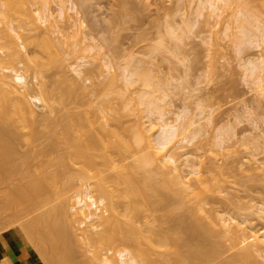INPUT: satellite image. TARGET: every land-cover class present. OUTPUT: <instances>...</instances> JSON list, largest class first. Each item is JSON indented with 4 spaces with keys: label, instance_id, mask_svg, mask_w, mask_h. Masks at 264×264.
<instances>
[{
    "label": "rangeland",
    "instance_id": "obj_1",
    "mask_svg": "<svg viewBox=\"0 0 264 264\" xmlns=\"http://www.w3.org/2000/svg\"><path fill=\"white\" fill-rule=\"evenodd\" d=\"M6 1H11L14 5L19 4V0ZM26 1L32 19L38 16V11L41 8L51 9L52 16L55 17L53 24L55 27H52L51 30L48 27V22L40 21L41 26L30 32L37 36L35 38L36 41L33 38L34 35L32 36L34 41L32 40L31 42L23 38V41L27 45L28 56L31 58L29 68L25 66L23 61L15 64L8 62L4 65L10 70V73H13L11 71L13 69H19L22 73H26L31 85L38 83L37 86L34 84L35 93H40V82H44L52 93L50 92V96H47L49 101L47 103L48 105L45 106L43 102L41 104L38 103L36 106V118L13 123L23 132V134L21 133L23 136L17 139L15 143L7 145L11 146L10 148H13V150L15 149V152H13L15 157L11 156L13 159L11 160L13 162L15 161V164L18 162L16 165L21 164V167H23L22 163H24V166L27 164L33 166V163H35L32 168L35 171L37 164L42 163V165H46L47 162L45 160L55 157L58 154H63L66 151V145L65 142L62 143L64 141L62 132L69 128L71 135L74 134L72 121L75 117L73 116L79 114L91 121L97 129H101L102 126L108 128H115L116 126L120 132L124 133L125 138L134 140L135 133L128 130V126H131L135 122V113L127 109L129 107L131 108V106L134 107V101H136L134 100V95H136L138 90H142L143 88H154L155 90L156 88L152 83L154 82L155 85H159L161 88V91L158 89L159 86L157 88L158 91L156 92L157 89L155 90L156 94L158 93L157 95L160 94L161 96V94H164L163 92L167 91L168 96H162L164 99L163 101L160 100V105L163 106L162 109L166 111L164 112L169 120L171 119L173 121L177 116L182 117L180 118L181 122H185L188 117L193 122L191 127H189V131L186 130L190 134L188 137L194 135L193 138H190L191 140H187L186 138L182 139L188 132L185 130V134L180 132L170 142V146L173 145L171 151H177L180 159L186 155L189 156V163L192 162L191 164H195V167L200 169L199 174L204 181L202 183L203 185L207 186L210 182L214 184L213 177H220L221 183H219V187L214 190H208L207 198L204 202L205 208L214 212L221 211L226 217L231 216L237 220H243L245 221L244 225H247L249 230H257L260 234L264 233V86H261L258 80L254 78L255 75L250 73V68L253 64L247 61L250 58L252 60L255 59V61L258 60L257 58L264 52V37L258 36L260 30L256 27L260 23L264 31V0H221L219 2L220 9L216 10L215 13L211 10V5L206 3V0H204V4L201 3L202 0H66L65 10L61 8L62 0ZM1 5L4 6L2 3ZM72 6H75V8ZM196 10L203 11L201 13L202 15L197 16L198 14L196 12L198 11ZM218 11L219 15H217ZM2 17L0 14V20ZM244 18L250 19L245 21V24L249 25L247 28L249 31L246 29L247 26L245 24L243 25V20H246ZM1 26H3L2 22H0ZM54 28H56L55 32H53ZM242 29L243 31L247 30L248 35L245 36ZM8 30L21 43L16 31L11 27H8ZM25 31L26 33L29 32L27 30ZM174 34L178 36V39ZM48 37L53 43L50 44ZM21 51L24 53L23 47H21ZM0 54H3L2 50H0ZM82 61H87L84 67L85 69L88 68L85 74L86 76L83 75L84 73L81 76L74 70L77 67V63H82ZM133 64L136 65L135 68H139L140 72H144L145 78L149 77L148 79H151L150 82L152 84L145 85L143 83L145 81H143V76L138 77L137 74H134L133 78L136 79L135 76H137V79L130 86V90L126 92L121 74H124L123 72L126 66L128 67ZM115 72H119L121 75H118V79L115 81L116 83L111 82L112 73ZM37 75L38 78L36 80L35 76ZM140 106L142 107V105ZM145 110H142L144 116L142 118L143 121H146V119L157 120L159 118L157 114L160 116L158 109L152 114V116L154 115L153 118L150 115L148 116L149 110ZM108 122H111L112 125H108ZM120 122L122 124H119ZM86 128L89 131H93L90 124ZM126 128L127 131L125 130ZM180 129V131L183 130V128ZM158 134L159 132H156L154 137H157ZM221 138L225 140L224 144H221L223 143V139ZM113 139L118 140L116 136H113ZM53 144L56 149H51L52 151L48 154L45 151H40L47 149V145ZM0 149L3 150V146H0ZM128 153L118 147H113L112 157L116 165L111 166L109 171L111 172L112 170V174L114 173L115 176L117 173H121L122 176L120 177H123V175L126 176L125 172H123L124 170L127 171L126 177H131V174L137 171L133 176L136 175L135 177L139 180L132 179V177L131 179L139 181V183L143 182L140 186L148 183L142 189L140 187L138 189V183L135 182V184L137 183L138 189L136 191L141 192V194L134 192L133 190L135 188L132 189L134 186L129 187V184L126 185L120 177H117L118 174L116 178L121 180V187L126 185L125 187L127 188L128 186V190L133 191L132 194H139V198L144 200L145 198H142L141 195L147 189L152 194L157 192L156 187L152 186V182L160 180V183H162L161 181L163 180L160 178L162 174L160 172L159 175L161 174V176L159 177L157 174L158 171L153 170L156 168L152 169V165L151 167L148 166L149 168L146 167L149 169L148 174L152 173L154 178L157 174L156 177L159 178H155L156 180L152 178L153 180L150 179V182L147 179L143 181V178H149L146 173L148 169L145 168V172L143 170L144 168L138 169L135 168V165L133 167L131 163L133 162L135 164V159L133 161V158H135L134 156H138V152L133 153V155L131 153V157ZM38 154H42L44 157H39ZM48 155L51 157L48 158ZM0 157L3 159L2 156ZM8 160H6L7 163L11 161ZM56 160H53L54 164L49 165V168L63 170L65 166L60 167L59 162L57 163ZM65 160V162H68V159L65 158ZM129 162L132 166L129 165ZM99 166L104 169L108 168L103 164ZM32 169L31 172H33ZM67 172L70 171H66L64 175L60 176L61 180L60 178L58 180L56 179L55 182L59 185L53 184L56 187L60 186L58 189L55 186V189L50 186L54 191L51 190V194H49L50 192L48 193L51 198H46L49 199L44 201V206L39 205L40 209H38L31 202L25 204L26 219L35 216L40 210H49L65 203L66 199H68L67 203L70 208L77 201V192L80 190L87 191L88 188L90 189V185L95 183L96 179L94 181L91 180L94 177L82 176L78 171ZM129 173L130 175H128ZM145 173L148 177H144ZM184 173L186 172L184 171ZM139 174L140 177L138 176ZM211 178L212 180H209ZM10 179H14V181L0 183L1 205H5L7 200V195H5L7 191L4 192L6 190L5 188L20 182V179L18 181L15 178L10 177ZM91 181L93 182L92 184H90ZM132 182L130 186L132 184L134 185ZM160 183H156V185ZM68 184L71 185L69 187L70 189L68 188ZM125 187L118 191L113 187L116 191L113 190V193H111H116L115 195L119 196L113 198L117 199L116 202L119 201V204L124 205H120L121 207L118 205L120 210L122 209V212L126 211L124 207H126V199H128L125 194L126 192L123 191ZM110 188L112 190V187ZM59 189L63 192H60L61 194L58 196L57 192H59ZM162 190L164 192L165 189ZM147 191L144 193L147 196L143 195L144 197H148ZM53 192H56L57 196ZM52 194L57 198L52 197ZM98 194L95 195L98 196ZM154 194L152 196L153 198L155 197L154 199L160 198L161 192H159L160 195L155 194L154 196ZM165 195H168L167 197L165 196V201L160 199L165 205H162L159 201L161 203L160 207L156 205L158 204L157 202L154 204L152 199L151 201H142L144 203H142V207H146L145 205L148 203L146 207L148 211L146 209L147 213H145L146 211L144 212L143 210L142 212L144 214L141 212L142 214L140 213V215H144L145 217L138 216L140 219L136 218L139 220L135 224L138 222L142 224L144 229L146 227L150 228V232L155 235L154 238L153 234L149 236L152 237L151 241L152 239L156 240L158 237L164 240L166 234L162 232L166 230L165 233L169 232L168 237L166 236L167 238H174L175 236L184 238L187 236L185 241H187L188 247L185 245L186 243H183V249L196 248L202 241L207 242L209 233L201 228L200 225L203 223L210 224L211 220L208 212L198 211L193 214L192 208L196 204L194 200L182 205L178 204L179 202L177 200L173 202V199H171L175 193L173 195L171 193L170 195L168 193ZM134 196L132 195L131 197L133 198ZM148 201L154 204V208L152 207L154 210H151V205ZM46 203L47 205H45ZM26 205L33 207L28 210ZM1 208L3 209L1 210ZM1 208L0 240H2L3 233L11 240L8 232L13 230L20 233L26 243L31 245V241L29 242L28 240L30 239V233L27 231L26 222L24 225V221H20L18 218L17 221H20V224L16 220L11 222L13 218L15 219L17 217L16 209L14 210L12 207H8V205ZM33 208L36 209L34 210ZM23 212L24 210L20 213L24 214L25 212ZM181 216H184V221H182L184 224L179 220L183 218ZM56 217L60 218L59 215H56ZM21 224L25 229H23ZM180 224L185 226L189 224L194 229L191 228L192 230L190 229V232L189 229H185V226L183 227ZM151 226H155L154 228L156 229H154V232ZM215 228L216 233L220 235L222 233L221 229L219 227ZM157 229L159 232L156 231ZM180 229L183 231H180ZM160 230L162 231L160 232ZM148 231L145 232L150 234ZM171 232H174L176 235L173 237V233L171 234ZM66 233H68L67 240L71 239L72 242L69 241L71 244L67 242V245L71 247L69 248L70 251L67 248V250L65 249V253L61 251L62 253L54 252L55 254H53L52 252L55 248L52 247H55L58 239L55 237L56 241L53 242L54 238L52 240L48 237V240L44 243L42 254L40 251V255L38 252L36 253L41 260V264H88L90 262V260L87 262V255L84 256L85 258L83 257L84 253H81L82 250H79L80 252L78 251V244L74 236H72L74 235L72 234V229L70 230L67 227ZM179 233L183 236H179ZM176 237L175 241L178 243ZM160 239L157 240L161 241ZM166 241V245L169 244L168 248L171 245L173 247L181 246L174 244L173 239L170 240L171 242L168 239ZM157 242L155 243L158 244ZM132 244H129L130 249L136 248L134 247L136 244ZM26 247L28 246L26 245ZM26 247H22L23 250L22 248L19 249V256L23 254L20 258H26L30 255L27 253L29 252V248L26 249ZM168 248L167 250L169 251ZM177 249L175 252L178 251ZM71 250L75 251L72 252ZM172 250L171 252L173 253ZM116 251H114L115 260L113 261L120 263V255ZM66 252H68L67 254H69L70 258L67 257ZM70 252H72L71 254L75 253L71 255ZM47 253L49 255L52 253L53 257L51 256L52 258L50 257V259L46 260L49 257ZM59 254L61 257H59ZM63 254L65 255L63 256ZM152 254L150 253L151 258L155 256L159 259L158 261L154 257L158 261V264L160 261L162 264H178L175 259H171L172 257L170 258L168 256L170 253H167L168 255L165 256L160 253ZM227 254L230 255L226 253L219 256L221 257L219 259L215 257L217 260L213 261V259L211 264H215L214 262L218 263V260L224 259L222 257L228 256ZM175 255L176 253H174V256H171L178 258ZM64 258H68L69 261ZM71 258L72 261L70 262ZM261 259L264 260L262 257ZM94 262L97 264H105L103 261L96 262L94 260ZM201 263L206 264L209 262L202 261ZM0 264H17L9 258L1 242ZM110 264H114V262L112 263L110 261Z\"/></svg>",
    "mask_w": 264,
    "mask_h": 264
},
{
    "label": "bare ground",
    "instance_id": "obj_2",
    "mask_svg": "<svg viewBox=\"0 0 264 264\" xmlns=\"http://www.w3.org/2000/svg\"><path fill=\"white\" fill-rule=\"evenodd\" d=\"M220 1L221 0H206V3L211 5V8H212L211 10H213V13H215L216 10L220 9V7H219ZM65 2H66V0H62V5H61L62 10H65V8H66ZM1 3L4 4V6H2ZM201 3L204 4L205 3L204 0H202ZM0 5H1L0 6V14L3 16L0 20V22H2V24H3V26L0 27V50H2V52L4 54V55L0 54V146H3V148H4L3 150L0 149L1 150L0 156L3 157V159H1V157H0V183H5V182L7 183L9 181L13 182L14 179L11 180L10 177L15 178V180H17V181L20 179L19 183H15L13 186L10 185L8 188L6 187L5 188L6 190L4 189L5 190L4 192L7 191L5 194V195H7L6 196L7 200H6V203L4 202L5 205L0 204V208L8 205V207H12L14 210L16 209L15 212L17 213V217H15V219L12 217L13 219L11 222H13L14 220L17 221V218L20 221H24V225L26 222L27 227L26 226L25 227L27 228V231L30 233V236L28 235L30 237V239H28V240H29V242L31 241L30 242L31 245H27L28 247H26V245H25L23 247H26V249L32 248L36 253L37 252L39 253V251H40L42 254L44 243H46V240H48V237H49V239H52V240L54 238L53 242L56 241L55 240L56 238L58 239L57 242L55 243V247L54 246L52 247V248H55L52 252L53 254H55L57 252L60 253L61 251H63L65 253V249L67 250V248H68V251H70L69 248H71V247L69 245H67V242L70 243L71 239L68 238L70 240H67V238H66L67 234H68V233H66L67 227H69L70 230L72 229V232H73L72 234H74L72 236H74V238L76 239L75 241L78 244V247H77V248H79L78 251L82 250L81 253H84L83 257L87 255L86 259H88V261L87 260L86 261L89 262V260H90V262H89L90 264H97L94 262V260H96V262H102L103 261V262H105V264H110V261L112 263L114 262V264H158L157 262L159 261V259L157 257L153 256V258L155 257L156 259H158V261H156L155 258L153 260V258H151L152 256L150 257V253H151V255H153L152 253H154V254L160 253L161 255L165 256V255H168L167 253L171 254L172 253L171 250L173 248H174V250H172L173 253L171 255L174 256V253H176L175 257L178 256V258H174L170 254L168 256H170V258L172 257L171 259H175L176 263H178V264H196V263L199 264L202 261H207L209 263H206V264H211L213 259H214L213 261H215V260H217V258L218 259L221 258L219 256H222L226 253H229L230 255L227 254L228 256L222 257L224 259H220V260H218L219 261L218 263L217 262H214V263L215 264L216 263L217 264H264V260L261 259V257L264 258V233L260 234L257 230H252V229L249 230L248 226L244 225L245 221H243V220L240 221V220H237L236 218L231 217V216L226 217L224 215V213H222L221 211L214 212V211H210L209 209L205 208L204 202L207 198L208 190H214V189L219 187V183H221L220 177H218V176L213 177L214 181H215L214 184H213V182H210V184L207 186L203 185L202 183L204 181L202 180V177L199 174L200 169L195 167V164H191L192 162L189 163L190 162L189 156L186 155L184 158L180 159V156H179L177 151H174V152L171 151V148L173 147V145L170 146V142L180 132L185 134L186 130L189 131V129H190L189 127H191L193 122L191 119H188L189 117L185 120V122H181L180 118H182V117H177V116L175 119H173V121L171 119L169 120L168 116L165 115L166 111L163 110L162 109L163 106L160 105L161 104L160 100L163 101L164 97L168 96L167 91L163 92L164 97H162L163 96L162 94H161V96H160V94L157 95L158 93L156 94V92L158 91V89L160 90L161 88L159 85H158L159 86V88H158V86L155 85L154 82H152V83L154 84L155 88L156 89L158 88L157 90L155 89L156 92H155L154 88H152V89L151 88L150 89H147V88L144 89L143 88L142 90L141 89L138 90V92H136V95H134V97H135L134 100H136V101H134L135 102L134 107L131 106V108L129 107L127 109L128 111L132 110L131 112L135 113V122L131 126H128V130H131V132L135 133L134 140H130V139L125 138L124 133L120 132L119 129L116 128V126H115V128H108L106 126H102L101 129H97L95 126H93L91 121L87 120L86 118L83 117V115L79 114L77 116H73V117H75V119H73V121H72L73 122L72 127L74 130V134L71 135V131L69 128H67L66 130H64L62 132L63 133L62 138L64 137L63 138L64 141H62V143L65 142V145H66L65 146L66 151L63 152V154H58L55 157H51V156H49L51 154H49L48 158H50V157L51 158L47 159L48 161L45 160L47 162V164L46 165L45 164L42 165V163L37 164L35 166L36 167L35 171L32 169L34 167L35 163H33L34 164L33 166L32 165L30 166L27 163H26L27 165L25 164L26 166H24L23 165L24 163H22L23 167H21V164L16 165L18 162H16V164H15V161L13 162L12 161L13 159L11 157V156H14L13 152H15V149L13 150V148H10L11 146H7V145H9L10 143L11 144L15 143V141L17 139H19L23 136L22 135L23 132L20 131V128L14 124L16 121H20V122L21 121H28L31 118L32 119L36 118L37 117L36 106L38 105V103L41 104L43 102H44L45 106L48 105L47 103H49V101H48L47 96L50 94L51 90L49 91L48 87L44 84V82H40V93L39 92L35 93V88H34L35 85L34 84H36V86H37L38 83H33L31 85L26 73H24V72L22 73L19 69L18 70L13 69V70H11V71H13V73L12 72L10 73V70L7 69V67H5L4 64H6L8 62L11 64H15L17 62L20 63L23 61L25 66L29 68L31 58H29L30 56H28L29 53L27 50V45L23 41V38L26 39L27 41H30V42L34 38V40L36 41L35 38L37 36L34 34H31L30 32L33 29H36V28L41 26L40 21H43V22L45 21L46 23L48 22V27L52 30V27H55L53 25L55 17L52 16L53 13H52L51 9L41 8L38 11V16L32 19L30 11L28 10V5H27L26 0H19L18 5H14L11 1L0 0ZM72 7L75 8V6H72ZM196 11H198V10H196ZM202 12L203 11L196 12L198 14L197 16L202 15L201 14ZM196 13H195V16H196ZM217 15H219V11H218ZM244 19H246V20H243V25L245 24V21L250 20L249 18L248 19L244 18ZM247 24H248V22H247ZM246 26H247L246 27V29H247L249 25H246ZM8 27H11L12 29H14L16 31V34L18 35V38H19L21 43H19L17 38L8 30ZM256 27H257V29L260 30V33L258 34V36L264 37L263 36L264 35L263 27L260 25V23ZM243 29H242V31H243ZM25 30H27L29 32L26 33ZM24 31L26 34L24 33ZM55 31H56V28L53 29V32H55ZM246 31H243L245 36L248 35L247 32L249 30L247 32ZM49 35H50V37H52L50 32H49ZM32 36H33V38H32ZM177 37L178 36H176V38ZM51 39L53 40V37ZM51 39L48 37L50 44L53 43ZM179 39H181V38H179ZM21 47L24 48V53H23V51H21ZM257 59H258V60H256L257 62L255 61V59L252 60L251 58H250V60H247V61H250V64L251 63L253 64V66L250 68L251 69L250 73L255 75L254 78L256 80H258V82L261 86H264V52H262ZM86 63H87V61H82V63L81 62L77 63V67L74 68V70H76L77 74H79L81 76L83 73H84L83 75L86 74V72L88 71V68L87 69L84 68ZM133 65H129L128 67L126 66L125 71L124 72L121 71L124 73V74H121L122 75L121 79L123 78L122 80H123V83L125 85V88H126L125 91L126 92L128 90H130L129 89L130 86L132 84H134V82L137 79V76H135L136 79L133 78L134 74H137L138 77L143 76V81L145 80L143 83L145 85L148 86V85L152 84L150 82L151 79H148L149 77L145 78L143 71L140 72L138 67H137L138 69L135 68L137 64L134 66ZM132 66H133V68H132ZM119 72H120V70H119ZM119 72H115L118 74L112 73L113 74L112 77L110 76L111 82L113 81L114 83H116L115 81L118 79V75L121 76L119 74ZM35 78L37 80L38 75L35 76ZM109 83H110V81H109ZM135 104L136 105L139 104V105L136 106ZM140 105H142V107ZM160 106H162V107H160ZM143 109H146V110L148 109L149 114L147 112L146 113L148 114V116L150 115V117H152V118L154 116V115L152 116V114L154 113L155 110L157 111V109H158L159 110L158 112L160 113V116L157 114V116L159 117L157 119L158 122L155 119L151 120L149 118H148L149 120L146 119V121H143L142 120V118L144 117L142 114ZM145 116H147V115H145ZM10 121H11V123H10ZM180 122L183 124H181ZM6 123H7V125H6ZM178 123H180V124H178ZM88 124L91 125V127L93 128V131H89V129L86 128V126ZM119 124H122V123L120 122ZM108 125L111 126L112 123L108 122ZM180 125H181V127H180ZM180 128H183V130L180 131L181 130ZM125 130L127 131V128ZM188 131H186V132H188ZM156 132L157 133L159 132V134L157 135V137H154V134ZM184 134H183V136H184ZM24 135H25V133H24ZM113 136H116L118 138V140H114ZM188 136H190L189 132L186 133L185 136L182 137V139L186 138L187 140H189L190 138H193L194 135L192 137H188ZM223 138H225V137H223ZM223 138H221V139H223ZM220 142H222V141H220ZM220 142H219V144H220ZM224 142H225V140L223 139V143H221V144H224ZM4 145H6V146H4ZM47 146L48 147L45 146L47 149L40 150V151H42V152L45 151L48 154L50 151H52L51 149H53V150L56 149L54 144L53 145H47ZM56 146H58V145H56ZM6 147H8L9 149L8 148L6 149ZM113 147H118L127 153H128V151H130V153H128L130 157H131V153L133 155V153L138 152V156L137 157L134 156L135 158H133V161L135 159V164L133 162L131 163L133 165V167L135 165V168H138V169L144 168L143 170H145V172H146V169L149 168L148 166L151 167V165H152V169L156 168L153 170L158 171L157 172L158 175L161 172L163 178L160 177L161 174L159 175V177L163 180V181H161L162 183H160V180L157 182H152V186L153 187L155 186L156 191L158 192L157 193L155 190H153L154 192H156L155 194L160 195L159 192H161V195H163L164 197L160 195L159 196L160 198L154 199L155 197L154 198L152 197L154 193L153 194L151 192L149 193L147 191L148 189L146 188L147 190L146 189L145 190L148 192V197H152V198L146 199L148 197H144V196H147V194L144 195V193L146 192V191H144V193L142 192L143 194L141 195L142 198H145L144 200H150L151 201V199H152L154 204H156L155 202H157L158 204H156V205H159V207H160L161 203H162V205H165L164 202H161V200H160V199L164 200V198L166 196L165 194L168 193L170 195V193H171L173 195L175 193V195H173L171 197V199H173V202L177 200V202H179L178 204H182V205L187 204L189 201H192V200H194L196 202L195 206L192 208L193 214L197 213L198 211L208 212V214L210 216V220H211V222H210L211 225L208 223H203L200 225L201 228L205 229L209 233V238H208L207 242L202 241L198 245V247H196V248L183 249V246H182L183 243H186L185 244L186 246L188 245L187 241H185V238L187 236L184 238L182 237L184 239L183 240L181 237L180 238L176 237L175 236L176 234L174 232H171V234L173 233V237L175 236L178 239V243H177L175 241L176 240L175 237L174 238H170V237L167 238L169 235V232L165 233L166 230L162 232V233L166 234L164 236V240H161L162 238L160 239L159 237L157 238L163 242H161L157 239L156 240L152 239V241H151L152 237H149V236L150 235L152 236L153 233L150 232V228L148 227L149 228L148 229L146 227L149 230L148 231L146 228L144 229L142 224H139L138 222H137V224H135L136 221H138L140 219L138 216H140V217L142 216V215H140V213L143 210L145 212L147 209L146 207L148 206V203L146 202L147 203L145 205L146 207H142L144 204L143 203L144 200H141L139 198V196H140L139 194H141V192L140 193L137 192L139 187H140V189H142L144 187V185L148 184V183H145L143 186L142 185L140 186V184L143 182L139 183V181L132 180L134 178H135V180L138 179L135 177L136 175L133 176L134 174L137 173V171H136V173L133 172V174H131L132 179L130 176H128L129 178L126 177L127 171H125V170L123 172H125L126 176L123 175V177H120V176H122L121 173H119L120 175L117 173L118 176L116 174V176L118 178L120 177L121 180H123V182L126 185L129 184V187L134 186L132 188V189L135 188L133 190L134 192L139 193L137 195H135V193L132 194L133 191L128 190L129 189L128 186L126 188L125 187L126 185H125L124 186L125 189H123V191L126 192L125 194H126V197L128 198V199H126L127 200L126 207H124V209L126 208L125 209L126 211L122 212L121 211L122 209L120 210L119 206L121 205V203L119 204V201H117L118 202V204H117V202H116L117 199H114L115 197H119V196L118 195L116 196L115 195L116 193L111 194V193H113L112 192L113 190L118 191L121 187L120 186L121 180L120 179L118 180V178H116L114 173L112 174V170H111V172L109 171L111 169L110 167L111 166L113 167V165L115 164V160L112 157ZM35 154H37V153H35ZM38 156L42 157L43 155L38 154ZM56 158L58 161L56 160ZM65 158L68 159V162H65L66 161ZM6 160H8V161L11 160L12 163L10 161L9 162L10 164H9V163H7ZM53 160H56L57 163L59 162L58 164L60 165V167L65 166V168L63 170L62 169L57 170L58 169L57 167H56L57 169H51L52 167L49 168V165L54 164ZM123 161H125V160L123 159ZM34 162H36V161H34ZM50 162H52V163L50 164ZM100 164L106 165L108 168L104 169V168L99 166ZM131 164L129 162V165H131ZM126 165H128V163H126ZM124 166H125V164H124ZM146 167H148V168H146ZM30 168L32 169L33 172H31ZM218 168H220V167L218 166ZM220 170L222 171V169H220ZM66 171H70L67 173H71L73 171H78L82 176H86L89 178L94 177V178H91V180L94 181V179H96L95 183H93L92 181H91V183L89 182L90 184H92V183L94 184V185L92 184L94 188L91 187L92 185H90V189L88 188L87 191H83V190L78 191L77 192V201L75 203H73L70 206V208L68 207V203H67L68 199H66L65 203H62L59 206L57 205V207L55 206L54 208H51L49 210H45V209H44V211L40 210L35 216L26 219L25 214H27V213L25 212V210H26L25 204L28 202H31V204H33V206L36 205L35 207L38 209H40L39 205L44 206L43 205L44 201L45 200L47 201L49 198H51L50 195H48V193L50 192L49 194H51V192H52L51 190L54 191V189L56 187L55 185H54L55 187L53 186L54 183L56 184V182H55L56 179L58 180L60 178V180H61L60 176L64 175V173H66ZM107 171H109L110 173ZM132 171H133V169H132ZM184 171L186 173H184ZM148 172H149V169L146 172L147 175L149 176V178H143V181H145L144 179H147L149 181L152 178L153 179L157 178L156 173H155L156 176L154 178L153 174L152 173L148 174ZM146 173H145L144 177L147 176ZM31 174H33V176H35V177H33V176H32L33 178L30 177ZM128 175H130V173ZM138 176L140 177V174ZM52 180H54V181L51 184ZM209 180H212V178ZM131 182L134 183V185L132 184V186H130ZM135 182L138 183V189H137V185H136L137 183L135 184ZM124 183H122V184H124ZM156 183H160L162 185L160 186V184H157V185H159V187H157ZM149 184H151V183H149ZM56 185H59V184L57 183ZM163 185H165V186H163ZM50 186H52L54 189H52V187H50ZM65 186H66V184H65ZM65 186H64V188H65ZM59 187L60 186H58L56 188L58 189ZM69 187H71V185H69L68 188ZM110 187H112V190ZM113 187H115L116 190L113 189ZM124 187H121V189ZM160 187H161V191H160ZM163 187H165V188H163ZM167 187L169 188L168 190H167ZM62 188H60V189L63 190L64 188L63 189ZM60 189H59V192H57L58 196H59V194H61L60 192H63V191H60ZM158 189H159V191H158ZM162 189H165L164 192ZM170 189L173 191H171ZM55 191H58V190H55ZM92 191L95 193L93 194ZM167 191H169V192H167ZM1 192H2V190H1ZM96 192L99 193L100 195L98 194V196H96L95 195V194H97ZM130 192H131V194H130ZM172 192H174V193H172ZM53 193L55 194L56 192H53ZM57 193H56V196H57ZM64 193H65V191H64ZM162 193H165V194H162ZM117 194H119V193H117ZM155 194H154V196H155ZM132 195L133 196L135 195L136 197L134 196L135 198L134 197L132 198L131 197ZM53 196L56 197L55 195L52 194V197ZM47 197H49V198L46 199ZM173 197H175L176 199ZM136 198H138L139 201ZM150 201H148L151 205L150 208H151V210H154L153 209L154 204H151ZM170 202H171V200H170ZM47 203L45 205H47ZM33 206H31V207H33ZM121 206H124V205H121ZM31 207L27 206L28 210ZM2 209L3 208H1V210ZM13 209H12V211H13ZM23 210L25 213L23 212L24 214H21L20 212ZM147 211H148V209H147ZM147 211L145 213H147ZM144 212H142V213L144 214ZM56 215L57 216L59 215L60 218L56 217ZM13 216H15V215H13ZM61 216H63V217H61ZM143 216H142V218H143ZM181 217H183V218L179 219L180 222L184 221V216H181ZM136 218H139V219H136ZM186 218H187V216H186ZM20 221L19 222L17 221V222L20 224ZM148 222H150V221H148ZM176 223H177V221H176ZM62 224H64V225H62ZM183 224H180V225H183ZM185 224H186V222H185ZM21 226H22V224H21ZM184 226L185 225H183V227ZM22 227H23V229H25L24 226H22ZM151 227H153L152 228L153 230L152 229L151 230L154 232V229H156V228H154L155 226H151ZM186 227H188V228H186ZM215 227H219V229H221L222 233H220V235L216 233ZM191 228L194 229L192 226H189V224H188V226H185V229H189V231ZM181 230L182 229H180V231ZM145 231L146 232L148 231L150 234H147ZM156 231L159 232L158 229ZM161 231L162 230H160V232ZM24 232H26V231H24ZM29 233H27V234H29ZM154 236L155 235L153 234V238H154ZM170 236L172 237V235H170ZM179 236H183V235L180 234ZM167 239L169 240V242H171L170 240L173 239L174 244H178V246L179 245H181V246L173 247V245L170 244L171 246L168 248L169 244L166 245ZM153 241H155V242L158 241L157 242L158 244H156ZM132 242H134L136 244V246H134L136 248H134V249H130V247H129V244L131 245ZM67 246H69V247H67ZM118 246H120V248H118ZM166 247L169 249L170 252L167 250ZM45 248H44V250H45ZM170 248H172V249L170 250ZM175 248L176 249L178 248L177 249L178 251L175 252V250H176ZM22 250H23V248H22ZM113 250L114 251L117 250L116 252L119 253L120 259H121L120 263H117V262L115 263V261H113V260H115V255H114ZM71 251L73 252L75 250H71ZM44 252H46V251H44ZM72 252H70V254ZM27 253L30 254V252H27ZM67 253L68 252H66V255H68L67 257H69V254H67ZM74 253L71 255H74ZM47 254L49 255V253H47ZM51 254L49 255L48 258H46V260L50 259L51 256L53 257V254L52 255ZM22 255H20V256H22ZM39 255H40V253H39ZM43 255L47 256L46 254H43ZM64 255L65 254H63V256ZM168 256H167V258H168ZM27 257L29 258L31 256L29 255ZM40 257H42V256H40ZM56 257H57V254H56ZM59 257H61L60 254H59ZM215 257H217V258H215ZM67 259L68 258H66L65 260H67ZM91 259H93V260H91ZM177 259H178V261H177ZM68 261H69V259H68ZM71 261H72V258H71L70 262ZM91 262H93V263H91ZM160 263H161V261H160Z\"/></svg>",
    "mask_w": 264,
    "mask_h": 264
},
{
    "label": "crops",
    "instance_id": "obj_3",
    "mask_svg": "<svg viewBox=\"0 0 264 264\" xmlns=\"http://www.w3.org/2000/svg\"><path fill=\"white\" fill-rule=\"evenodd\" d=\"M8 233L11 237V240L8 238V236L5 233H3L2 240H0V242L3 244L7 252V255L14 263L41 264L40 258L37 256L36 252L32 248L29 249L31 255L30 258H20L19 249L29 244L26 243L25 239L23 238V236L20 235V233L13 230H10Z\"/></svg>",
    "mask_w": 264,
    "mask_h": 264
}]
</instances>
